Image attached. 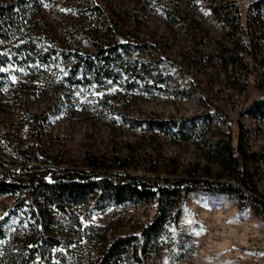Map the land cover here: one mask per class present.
<instances>
[{
	"label": "rangeland",
	"instance_id": "1",
	"mask_svg": "<svg viewBox=\"0 0 264 264\" xmlns=\"http://www.w3.org/2000/svg\"><path fill=\"white\" fill-rule=\"evenodd\" d=\"M95 1L104 7L121 41L147 42L157 47L150 57L172 63L170 70L177 86L187 89L189 96L126 92L118 87L74 89L61 80L67 72L63 66L60 73L50 70L44 81L23 82L21 98L0 108V133L21 137L23 145L46 159L53 170L86 169L84 159L91 155L109 165L113 174L140 175L151 184H163L165 178H186L193 168L201 174L206 166L212 169L210 181L237 184L219 172L198 144L130 122L187 119L211 113L221 131L237 136L238 126L243 127L244 147L248 153L257 154L249 168L264 199V120L257 122L242 114L264 97V14L249 11L257 0H234L242 24H251L248 35L228 26L206 2ZM88 3L90 0L46 2L25 33L64 50L93 52L79 33H90L78 13ZM106 36L99 37L104 41ZM243 37L253 43L254 49L253 57L242 52L248 69L226 67L221 52L224 48L240 51ZM33 116L37 120L48 117L43 129L39 130ZM0 164L13 176L20 174L11 159ZM18 197H0V218L9 214ZM177 208L182 210L181 218L166 224L158 249L147 264H264V217L252 207L224 195L191 193L174 200L170 212ZM156 212L154 201L110 204L102 209L89 201L78 208L81 229L88 237L68 251L82 254L89 248L98 250L116 235L138 234ZM20 223L15 216L10 228H18Z\"/></svg>",
	"mask_w": 264,
	"mask_h": 264
},
{
	"label": "trees",
	"instance_id": "2",
	"mask_svg": "<svg viewBox=\"0 0 264 264\" xmlns=\"http://www.w3.org/2000/svg\"><path fill=\"white\" fill-rule=\"evenodd\" d=\"M49 1L52 0L0 2V108L21 98L24 81H44L50 70L59 72L63 66L67 67V72L61 80L74 89L91 91L118 87L126 92L178 98L189 96L187 89L177 86L170 70L172 63L150 57L157 47L147 42L121 41L114 33L104 7L95 0L78 10L81 21L90 30L88 33L79 29V33L93 52L82 54L64 50L26 35L27 25L36 22ZM194 1L208 3L212 13L223 16L228 26L239 29L244 35L249 34L251 24L248 22L246 27L242 24L234 0ZM249 11L258 16L264 14V0L252 3ZM105 33L108 39L103 41L99 36ZM242 52L253 57V43L246 37H243L240 51L223 49L222 63L226 67L240 66L247 70ZM242 114L254 121H263L264 97L255 100ZM33 118L39 130L48 120V117ZM215 121L216 117L211 113L187 119H130L135 127H146L172 135L179 141L198 144L219 172L237 184L210 181L213 178L210 166L204 167L201 174L193 168L186 178H165L163 184H151L140 175L113 174L109 165L91 155L84 159L86 169L53 170L48 168L46 159L23 145L21 137L14 139L0 133V163L11 159L20 170L18 176H13L0 164V197L19 196L9 214L0 218V264H147L158 249L166 224L176 223L182 216L181 208L170 212L172 202L191 193L228 196L264 217V199L249 168L257 154L248 153L244 147L241 125L236 136L234 132L218 129ZM32 163H38V166ZM89 201L101 209L110 204L154 201L157 212L138 234H119L98 250L89 248L82 254H70L71 245L81 244L88 237L86 230L81 229L78 208ZM15 216L21 223L13 230L10 222ZM91 229L95 230L94 227ZM54 248L61 249L54 251Z\"/></svg>",
	"mask_w": 264,
	"mask_h": 264
}]
</instances>
